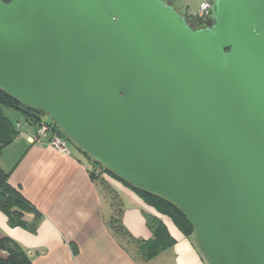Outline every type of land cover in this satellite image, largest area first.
I'll return each mask as SVG.
<instances>
[{"label": "water", "instance_id": "1", "mask_svg": "<svg viewBox=\"0 0 264 264\" xmlns=\"http://www.w3.org/2000/svg\"><path fill=\"white\" fill-rule=\"evenodd\" d=\"M0 89L177 206L206 264H264V0H0Z\"/></svg>", "mask_w": 264, "mask_h": 264}, {"label": "crops", "instance_id": "2", "mask_svg": "<svg viewBox=\"0 0 264 264\" xmlns=\"http://www.w3.org/2000/svg\"><path fill=\"white\" fill-rule=\"evenodd\" d=\"M1 110L25 133L0 146V166L32 206L13 216L0 209V237L21 244L33 264H206L192 240L138 192L106 173L100 184L74 146L65 154L49 143L32 142L28 137L36 127L16 109ZM115 210L124 234L109 223ZM159 222L167 226L171 244L150 258L136 256L130 245L152 239Z\"/></svg>", "mask_w": 264, "mask_h": 264}, {"label": "trees", "instance_id": "3", "mask_svg": "<svg viewBox=\"0 0 264 264\" xmlns=\"http://www.w3.org/2000/svg\"><path fill=\"white\" fill-rule=\"evenodd\" d=\"M8 1V0H5ZM169 4L171 0H167ZM188 24L193 28L204 26L209 24V18L204 20L197 17V15H188L186 14ZM9 107L12 109H16L22 113V115L26 118V120L33 126H37L41 121H43V115L45 113L37 108L29 106L20 102L19 100L15 99L13 96L5 92L4 90L0 89V146L8 144L13 140L16 134L19 131L16 129L14 124L3 114L1 107ZM51 123V121H48ZM52 125L54 128L68 138L70 144H72L79 152H81L84 157L88 160L90 166L91 163L98 165L101 167L102 172L109 174L125 184L131 187L133 190L138 192L148 203L149 205L153 206L158 213L170 217L176 226L189 238L191 239V233L194 229L192 223L187 218V216L174 204L169 202L168 200L146 192L128 182L124 181L118 175L111 172L109 169L104 167L101 163L94 160L88 154L80 150L73 142L69 139V137L59 128V126L52 121ZM92 169V167H91ZM91 175L95 178L93 170L91 171ZM9 173H7L1 166H0V209L3 210L7 215H22L21 210L25 208L31 207V203L29 200L25 198V196L21 193L19 188L14 187L8 181ZM117 220V224L121 230V233L124 234L122 231L121 225L119 223L118 214L117 217L114 216L109 219V223L111 224L112 221ZM17 223L20 226L27 227L28 224L23 219H18ZM112 228L114 227L111 224ZM172 236L170 235L167 226L163 222H159L154 231V236L152 239L144 241L142 244L141 249L147 255L146 258H150L160 252L162 249L167 247L171 244ZM0 250H3L7 253L6 256L0 255V264H33V261L28 253V251L18 242L13 240L10 237L4 236L0 237Z\"/></svg>", "mask_w": 264, "mask_h": 264}, {"label": "built area", "instance_id": "4", "mask_svg": "<svg viewBox=\"0 0 264 264\" xmlns=\"http://www.w3.org/2000/svg\"><path fill=\"white\" fill-rule=\"evenodd\" d=\"M197 17L200 19H208L211 15V1L204 2L200 5L197 12ZM19 134L25 133L18 124ZM32 142L41 143L46 142L54 146L60 152L65 154L71 153L70 142L67 137L59 133L54 126L48 121H41L36 129L29 134L28 137Z\"/></svg>", "mask_w": 264, "mask_h": 264}, {"label": "rangeland", "instance_id": "5", "mask_svg": "<svg viewBox=\"0 0 264 264\" xmlns=\"http://www.w3.org/2000/svg\"><path fill=\"white\" fill-rule=\"evenodd\" d=\"M204 0H171L172 5H174L181 13L188 14V15H195L197 14L201 2ZM211 1V0H209ZM43 119L45 121H51L49 115L45 114L43 115ZM72 145V144H71ZM73 146V145H72ZM91 167L95 176V179L102 184L103 182V172L100 166L95 165L94 163H91ZM116 207V206H115ZM114 218L117 217V212L115 210L113 214ZM112 216V217H113ZM111 224L114 226V230L116 233H121V230L119 228V225L117 224V220L112 221ZM128 241V240H127ZM130 247L135 252L136 256H140L141 258H146L147 255L144 253V251L141 249L142 245H130Z\"/></svg>", "mask_w": 264, "mask_h": 264}, {"label": "flooded vegetation", "instance_id": "6", "mask_svg": "<svg viewBox=\"0 0 264 264\" xmlns=\"http://www.w3.org/2000/svg\"><path fill=\"white\" fill-rule=\"evenodd\" d=\"M206 25H208V24H206Z\"/></svg>", "mask_w": 264, "mask_h": 264}]
</instances>
